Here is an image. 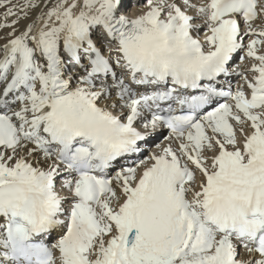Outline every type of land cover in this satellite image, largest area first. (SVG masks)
<instances>
[{"label": "snow or ice", "instance_id": "1", "mask_svg": "<svg viewBox=\"0 0 264 264\" xmlns=\"http://www.w3.org/2000/svg\"><path fill=\"white\" fill-rule=\"evenodd\" d=\"M0 264H264V0H0Z\"/></svg>", "mask_w": 264, "mask_h": 264}, {"label": "bare ground", "instance_id": "2", "mask_svg": "<svg viewBox=\"0 0 264 264\" xmlns=\"http://www.w3.org/2000/svg\"><path fill=\"white\" fill-rule=\"evenodd\" d=\"M134 12H135V8L132 9V10L130 11V14H132V13H134Z\"/></svg>", "mask_w": 264, "mask_h": 264}, {"label": "rangeland", "instance_id": "3", "mask_svg": "<svg viewBox=\"0 0 264 264\" xmlns=\"http://www.w3.org/2000/svg\"><path fill=\"white\" fill-rule=\"evenodd\" d=\"M132 9H134V8H132ZM132 9H131V10H132ZM131 10H130V11H131Z\"/></svg>", "mask_w": 264, "mask_h": 264}]
</instances>
